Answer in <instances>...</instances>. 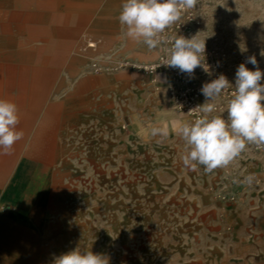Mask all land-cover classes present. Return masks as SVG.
<instances>
[{
    "label": "rangeland",
    "instance_id": "1",
    "mask_svg": "<svg viewBox=\"0 0 264 264\" xmlns=\"http://www.w3.org/2000/svg\"><path fill=\"white\" fill-rule=\"evenodd\" d=\"M76 2L79 11L55 21L60 31L55 48L46 38L30 44L0 39L1 78L5 67L14 64L19 68L16 78L25 66L29 77L33 69L48 68L37 118L0 184V211L29 213L23 229L14 231L20 239L14 244L44 245V264H55L60 255L76 248L101 254L109 264H182L187 229L198 220L209 226L198 211H216L223 236L232 237L235 222H242L235 219L238 204L246 206L245 222L258 226L260 234L253 237L262 235L263 186H244L242 198L250 195L255 200L249 205L226 202L218 193L235 188L230 181L234 173L264 175V154L247 144L228 166L210 173L204 169L203 175L211 179L206 197L212 205L208 209L207 200L195 195L191 198L197 203L192 202V194L178 186V176L186 170L185 142L174 129L175 122L189 118L168 101L163 73L153 81L150 74L120 67L125 60H154L157 48L127 36L118 19L124 0ZM203 8L204 39L227 51L232 82L242 58L255 56L257 65L245 63L246 67L258 66L264 72V0H204ZM5 49L13 50V56L1 58ZM95 62L101 70L94 69ZM52 105L60 106L54 161H48V155L35 161L48 193L24 198L31 175L28 165L33 162L16 166L35 124ZM164 125L169 128L167 137L151 135L153 127Z\"/></svg>",
    "mask_w": 264,
    "mask_h": 264
},
{
    "label": "crops",
    "instance_id": "2",
    "mask_svg": "<svg viewBox=\"0 0 264 264\" xmlns=\"http://www.w3.org/2000/svg\"><path fill=\"white\" fill-rule=\"evenodd\" d=\"M79 8L80 5L77 4L76 0H0V39H15L19 43H26L27 40V44H30L41 38H46L47 42L55 47L57 36L60 33L55 21L60 16L69 19L75 12L79 11ZM1 53V58L12 57L14 51L5 49L1 50ZM41 53L46 56L53 54V52L48 54V51H42ZM53 57H55L54 54ZM47 69L43 68L40 71L46 74ZM162 75L164 77V74ZM43 90L44 86L43 88H34L30 83L21 89L18 85L7 86L4 83H0V99L15 103L19 117L23 118L29 112L31 106L34 105L32 103L33 95L40 91L42 94H40L41 97L35 104L36 107L32 114L33 120L37 118L41 107ZM19 91L22 92L23 96L21 107L18 102L21 96ZM103 104L102 108L104 109ZM59 113L60 106L52 105L45 117L38 120L33 128L32 137L24 156L16 166L25 168L27 162H33L28 165L31 175L23 193L24 198L41 197L48 193L42 187L41 171L36 166L35 161L43 158V155H48V161L51 163L54 161L56 153L55 134ZM22 142L23 140L19 144V148L11 154L12 159L9 165L7 167L0 165V174L2 175L0 184L5 180L7 170L17 158ZM260 173L261 171H255V173L250 175L261 178L263 180L261 186L264 187V175ZM203 174H205L203 165H196L194 170L186 168L184 174L178 176L180 185H176L184 188L187 191V195L192 194L191 196L188 195L190 200H193L192 202L197 203L194 198H191L193 195L199 199H206L208 202L206 206L209 209L212 204L206 196L212 186L211 179ZM244 186L246 185L241 186L240 189L243 194H245ZM241 200L246 205L255 202L250 195H246L245 199L240 198ZM244 208L246 206L242 204L241 206L240 204L235 206V219L242 220L243 223L236 221L234 235L226 238L223 236V228L216 222V211L209 209L201 212L199 210L198 215L206 217V223L209 226L205 227L198 220L187 229V236L182 241V264H264V228L262 229L263 234L254 238V235L260 234L257 233L258 226L252 227V224L249 225L247 224L248 222H245ZM241 211L242 213H240ZM28 215L29 213L23 214L14 210L7 214L0 211V264H44V245L28 244L21 247V245L14 244L20 241L14 231L23 229V221L28 218ZM245 231H248L246 236H244Z\"/></svg>",
    "mask_w": 264,
    "mask_h": 264
},
{
    "label": "clouds",
    "instance_id": "3",
    "mask_svg": "<svg viewBox=\"0 0 264 264\" xmlns=\"http://www.w3.org/2000/svg\"><path fill=\"white\" fill-rule=\"evenodd\" d=\"M197 0H124L119 22L126 26L127 36L136 42H143L149 49L162 43L165 29L177 22L182 13L192 9ZM205 40L197 35L192 38H173L169 57L164 65L177 68L182 73L192 74L197 67L206 70ZM264 55V52L261 53ZM248 63L257 65L255 56ZM207 71V70H206ZM264 78L257 66L250 70L241 63L236 71L235 92L227 105V119L211 116L215 101L223 91L233 86L224 75L205 83L201 92L205 103L198 106L202 115L193 122H175L174 129L185 142L182 157L186 168L195 169L203 165L206 172L228 166L246 149L247 144L264 146ZM19 115L17 105L0 99V150L9 154L16 142L23 138L17 130ZM151 135L167 137V125L153 127ZM254 176L245 177L244 183L251 185ZM55 264H109L108 258L92 251L81 252L78 248L60 255Z\"/></svg>",
    "mask_w": 264,
    "mask_h": 264
},
{
    "label": "built area",
    "instance_id": "4",
    "mask_svg": "<svg viewBox=\"0 0 264 264\" xmlns=\"http://www.w3.org/2000/svg\"><path fill=\"white\" fill-rule=\"evenodd\" d=\"M204 0H197V4L192 9H187L182 13L181 18L166 28L164 33L160 34L162 43L157 47V56L154 60L143 62L137 60H125L120 63V67H130L133 70L141 73L150 74L153 76V81H156V74L163 73L166 80V90L168 101L172 107L179 113L187 116L189 122H193L199 118L200 113L198 106L205 103V97L201 92V88L205 83L217 79L220 75H224L228 81L233 85L225 89L220 97L215 101V111L211 116H222L227 119V105L235 92V84L232 82L229 75L230 67L229 55L224 48L213 46L208 43L203 36L202 27L204 23L203 8ZM197 35L199 40H205V60L203 61L206 70L203 67H197L194 73H182L177 68H171L164 63L169 57V49L173 38L184 36L185 38H192ZM242 62L248 63L245 58ZM94 69L99 71L102 65L98 62L93 64ZM247 146V145H246ZM254 151L264 154V146L258 147L251 144ZM247 175H237L236 173L230 176V181L235 186L231 190H220L218 197L226 202H237L244 195L240 192L241 186L248 185L244 183ZM263 180L254 177L253 185H261Z\"/></svg>",
    "mask_w": 264,
    "mask_h": 264
},
{
    "label": "bare ground",
    "instance_id": "5",
    "mask_svg": "<svg viewBox=\"0 0 264 264\" xmlns=\"http://www.w3.org/2000/svg\"><path fill=\"white\" fill-rule=\"evenodd\" d=\"M26 44H27V40H26ZM5 68L6 69L4 70L5 71L4 72V76L1 78V75H0V83H4L7 86L18 85L20 87V89H21V88H24L25 85H27V84L30 83L34 88H43V86L46 83V79H47L46 74H43L39 69L38 70L33 69V74H32L31 77H29L28 74H27L29 68L27 66H25L24 68H22L21 73H20V76L18 78H16L15 77V72L17 71V69H19L18 66H17V64H14L13 66H6ZM19 92H20L21 96L19 97V99H18L19 101L18 102H19V106L21 107L22 100H23V96H22V92L21 91H19ZM40 94H42V93L39 91L38 93H35L33 95L34 96V99H33L32 103L34 105L31 106V108H30L29 112L27 113V115H25V117H23V118L19 117V124L17 125V130L23 132V134H24L23 135V138L26 135V133L28 132V130L30 129V123H31L32 117H33L32 114H33L34 109L36 107L35 104L38 102V100L41 97ZM23 138L14 144V146H13V148H12V150H11V152L9 154H4L3 151L0 150V165L1 166L7 167L9 165V163H10V161L12 159L11 154L14 153L16 151V149L19 148L18 146L21 143V141L23 140ZM1 178H2V175L0 174V179Z\"/></svg>",
    "mask_w": 264,
    "mask_h": 264
}]
</instances>
